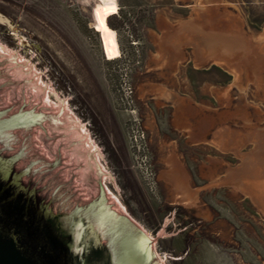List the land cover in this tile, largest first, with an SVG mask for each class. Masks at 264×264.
<instances>
[{
  "label": "rangeland",
  "instance_id": "rangeland-1",
  "mask_svg": "<svg viewBox=\"0 0 264 264\" xmlns=\"http://www.w3.org/2000/svg\"><path fill=\"white\" fill-rule=\"evenodd\" d=\"M115 1L0 0V46L65 101L162 264H264V0Z\"/></svg>",
  "mask_w": 264,
  "mask_h": 264
},
{
  "label": "water",
  "instance_id": "water-1",
  "mask_svg": "<svg viewBox=\"0 0 264 264\" xmlns=\"http://www.w3.org/2000/svg\"><path fill=\"white\" fill-rule=\"evenodd\" d=\"M37 78L0 46V264H99L92 249L103 264H162L65 101Z\"/></svg>",
  "mask_w": 264,
  "mask_h": 264
},
{
  "label": "crops",
  "instance_id": "crops-1",
  "mask_svg": "<svg viewBox=\"0 0 264 264\" xmlns=\"http://www.w3.org/2000/svg\"><path fill=\"white\" fill-rule=\"evenodd\" d=\"M219 49L216 50V52L220 55H223V51L222 50H219ZM224 132L223 131H220V130H217L216 133L214 134V138L216 140V142L218 143V145L221 144L222 148L224 149H227V151H237L239 150V147L241 144H238L240 139L238 137V135L236 134H231V140L227 139L226 137H224ZM231 174L228 175V178L223 180V182H226L228 181V183H237V179H234V173L236 172V170H230Z\"/></svg>",
  "mask_w": 264,
  "mask_h": 264
},
{
  "label": "flooded vegetation",
  "instance_id": "flooded-vegetation-1",
  "mask_svg": "<svg viewBox=\"0 0 264 264\" xmlns=\"http://www.w3.org/2000/svg\"><path fill=\"white\" fill-rule=\"evenodd\" d=\"M182 244H183V250H182L180 256L179 255L178 256H175L176 258L173 260L174 262L182 261L183 260V257L187 255V252H188L187 251L188 248L186 249V247H188L187 242L184 240L182 242ZM92 251H93L92 260L94 262L99 263V264L105 263V259H104V256H103V250L102 249H100V250H98V249H92ZM169 252L170 253H173V250H169ZM181 255H182V257H181ZM134 258H136L135 255H134ZM148 261H150V259Z\"/></svg>",
  "mask_w": 264,
  "mask_h": 264
},
{
  "label": "bare ground",
  "instance_id": "bare-ground-1",
  "mask_svg": "<svg viewBox=\"0 0 264 264\" xmlns=\"http://www.w3.org/2000/svg\"><path fill=\"white\" fill-rule=\"evenodd\" d=\"M100 2L102 3V6H104V7H112V6H114L115 4H116V1L115 0H100ZM106 40L108 41V43H106V45H107V47L109 46V50H111L112 51V41L110 40V36H107L106 35ZM222 45V44H221ZM235 50H237V49H235ZM223 52H224V50H222ZM252 52V51H251ZM219 53H220V51H219ZM224 53H226V52H224ZM223 53V54H224ZM234 53V52H233ZM227 55V54H226ZM224 56H225V54H224ZM221 57V56H220ZM223 57V56H222ZM214 59V58H213ZM216 59V58H215ZM222 60H224L223 58H222ZM216 61H219V59L217 60H215V62ZM219 63V62H218ZM255 140V139H254ZM254 142V141H253ZM264 163V162H263ZM264 208V207H263Z\"/></svg>",
  "mask_w": 264,
  "mask_h": 264
}]
</instances>
